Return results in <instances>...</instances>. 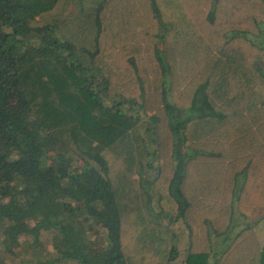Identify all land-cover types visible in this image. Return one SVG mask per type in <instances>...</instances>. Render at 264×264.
I'll list each match as a JSON object with an SVG mask.
<instances>
[{"label":"trees","instance_id":"16d2710c","mask_svg":"<svg viewBox=\"0 0 264 264\" xmlns=\"http://www.w3.org/2000/svg\"><path fill=\"white\" fill-rule=\"evenodd\" d=\"M6 254L264 264V0H0Z\"/></svg>","mask_w":264,"mask_h":264},{"label":"rangeland","instance_id":"374dc122","mask_svg":"<svg viewBox=\"0 0 264 264\" xmlns=\"http://www.w3.org/2000/svg\"><path fill=\"white\" fill-rule=\"evenodd\" d=\"M237 227H238V225H237ZM182 231L181 232H179V236H181L182 235ZM237 234H238V228H236L235 229V231L233 232V234L232 235H230V237H231V240H229L228 241V243H226V245H224V246H222L220 249H217V248H215V246H214V252H215V255L217 256V258L219 257V255L235 240V238H236V236H237ZM28 240H30V242H32L33 241V243H35L34 242V237L33 236H28V238H27ZM38 239V238H37ZM180 240H182V238H180ZM41 241H42V243H45V244H48L49 245V235H44L43 234V236H41ZM182 242H184V241H182ZM223 242V241H222ZM47 247H49V246H47ZM181 250L183 251V254H185V252H184V248L185 247H183V244L181 245ZM12 257L10 256V255H5V258H4V261H5V263L6 264H9V261H12ZM216 259V257L214 258V260ZM213 260V259H212Z\"/></svg>","mask_w":264,"mask_h":264}]
</instances>
